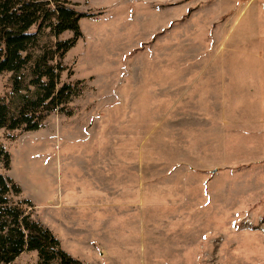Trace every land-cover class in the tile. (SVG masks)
I'll return each instance as SVG.
<instances>
[{
	"label": "rangeland",
	"instance_id": "1",
	"mask_svg": "<svg viewBox=\"0 0 264 264\" xmlns=\"http://www.w3.org/2000/svg\"><path fill=\"white\" fill-rule=\"evenodd\" d=\"M65 1L94 15L62 59L61 85L79 95L38 131L0 129V174L21 189L10 202L44 225L46 203L69 179L84 185L77 177L95 156L111 162L117 204L148 242L97 244L98 255L53 233L71 257L264 264V0ZM57 42L46 30L40 48ZM12 80L0 75V100L14 109ZM38 262L25 252L13 264Z\"/></svg>",
	"mask_w": 264,
	"mask_h": 264
},
{
	"label": "trees",
	"instance_id": "2",
	"mask_svg": "<svg viewBox=\"0 0 264 264\" xmlns=\"http://www.w3.org/2000/svg\"><path fill=\"white\" fill-rule=\"evenodd\" d=\"M76 7L65 0H0V75H13V92L19 95L14 109L0 100V129L38 131L50 114L64 113L79 95L77 86L61 85L62 59L83 36L80 21L94 15ZM46 30L58 42L40 48ZM66 32L73 37L59 40ZM27 79L34 92L25 86ZM1 156L9 160L3 150ZM20 193L17 184L0 174V264H13L25 252H37V264H84L66 253L55 235L25 209L10 202L11 194ZM23 203L32 206L28 200Z\"/></svg>",
	"mask_w": 264,
	"mask_h": 264
},
{
	"label": "crops",
	"instance_id": "3",
	"mask_svg": "<svg viewBox=\"0 0 264 264\" xmlns=\"http://www.w3.org/2000/svg\"><path fill=\"white\" fill-rule=\"evenodd\" d=\"M104 149L106 153L107 149ZM98 158L94 156L89 162L86 155V163L82 165L80 177H77L78 181L83 180L84 185H74L75 180L69 179L65 185L70 184L71 190L66 189L68 193L63 194L65 196L62 192V197L55 196L54 200L46 203L43 226L54 234L63 231V237L68 235L76 242L92 244L95 247L93 252H98V255L101 251L97 244H147V228L145 232L140 231L138 239V231L133 230L134 220L128 214L127 206L117 204V179L111 174L114 167L110 161L102 162ZM57 179L60 180L59 176ZM112 180L113 186H110Z\"/></svg>",
	"mask_w": 264,
	"mask_h": 264
}]
</instances>
